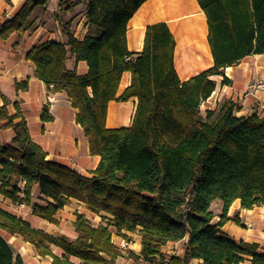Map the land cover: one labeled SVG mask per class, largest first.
<instances>
[{"label":"trees","instance_id":"obj_1","mask_svg":"<svg viewBox=\"0 0 264 264\" xmlns=\"http://www.w3.org/2000/svg\"><path fill=\"white\" fill-rule=\"evenodd\" d=\"M145 1L87 0L89 28L82 39L60 17L66 40H48L28 50L36 76L54 92L67 93L90 153L99 155L100 162L86 176L47 159L18 104L10 114L4 96L0 117L14 137L0 146V191L50 222L73 199L102 219L94 224L77 213V236L70 238L34 227L0 206V264H25L4 232L30 242L53 264H112L122 254L112 234L127 236L124 231L141 236V254L129 252L135 264H153L158 257L164 261L162 247L186 236L183 255L170 256L171 264H192L193 259H201L200 264H264L256 243L234 241L220 230L236 199L243 208L264 203V115H237L240 107L231 101L217 112L202 108L216 88L212 75L223 74L247 55L264 53V0H199L214 65L186 80L177 74L176 41L166 22L147 26L143 49L135 57L128 50V22ZM48 2L25 0L0 24V38L33 29L35 9ZM76 3L58 0V7L63 13ZM70 57L86 61L88 72L68 68ZM124 71L132 72V81L117 95ZM229 81L224 76L223 83ZM27 87L28 80L16 83L17 89ZM131 96L138 98L132 123L108 127L109 102ZM41 118L52 119L47 106ZM35 186L40 200L33 199ZM215 199L224 204L217 222L211 210Z\"/></svg>","mask_w":264,"mask_h":264},{"label":"crops","instance_id":"obj_2","mask_svg":"<svg viewBox=\"0 0 264 264\" xmlns=\"http://www.w3.org/2000/svg\"><path fill=\"white\" fill-rule=\"evenodd\" d=\"M25 0H0V24L14 15ZM76 1V0H72ZM79 1V0H77ZM86 3L87 0H81ZM86 5V4H85ZM78 6V7H79ZM67 18L75 37L82 39L89 28L86 8L61 13L58 0H49L44 7H37L33 14L34 27L22 36L15 33L8 38H0V107L6 104L10 114L17 110L22 112L27 121L30 134L47 153V159L63 163L82 175L91 176L100 162L99 155L89 150V141L83 127L76 121L77 110L72 106L66 92H54L50 86L36 76L35 64L26 58L29 49L48 40L64 42L59 18ZM164 21L175 37L174 63L181 80L209 69L214 65V58L208 42L207 17L199 0H146L131 17L127 27V47L135 57L143 49L147 26ZM68 68H76L79 74L88 72L86 61H76L70 57ZM224 76L230 81L223 83ZM211 78L216 88L203 104L204 109L219 111L226 101L236 103L240 108L237 115L251 114L257 111L264 115V92L261 89L250 90L249 85L255 80H264V53H253L239 62L224 68L223 74H214ZM28 80L26 89H17L16 83ZM132 72L124 71L117 95L131 84ZM51 98V99H50ZM137 96L128 100H111L108 105L106 124L108 127L129 126L136 110ZM44 106L49 108L52 119L44 121L41 114ZM5 120L0 117V146L10 143L14 137L12 128L4 127ZM22 185V182L21 184ZM33 199L40 200L39 189H33ZM0 206L21 215L34 227L50 234H65L70 238L77 236L75 221L77 213L85 214L94 224L99 222V215L91 212L84 203L73 199L56 213V222H50L33 214L29 205L15 204L0 191ZM214 221L224 214V204L215 199L211 204ZM226 221L220 230L226 237L237 242L256 243L258 251L264 252V203L253 208H243L240 199H236L226 211ZM238 219L239 222L236 221ZM131 240L128 252L119 255L112 264H135L130 251L140 255L142 249L140 234L124 231ZM5 238L13 246L25 264H53L51 256L39 255L33 244L20 236L4 232ZM122 236L113 232L112 240L118 244ZM183 240L169 241L161 249L165 257L182 256ZM60 253V249H56ZM77 260V258H74ZM192 263L200 264L201 259H193Z\"/></svg>","mask_w":264,"mask_h":264},{"label":"built area","instance_id":"obj_3","mask_svg":"<svg viewBox=\"0 0 264 264\" xmlns=\"http://www.w3.org/2000/svg\"><path fill=\"white\" fill-rule=\"evenodd\" d=\"M249 88H250L251 92L255 91L257 89H261L264 92V80L263 79H259V80L253 81L252 83H250ZM205 101L202 103V107H203V104L205 103ZM255 112H257V111H255ZM15 204L20 205V206L24 205V203H15ZM99 217H100V219H99V222H100L102 218H101L100 215H99ZM134 233L138 234V231H136ZM130 242H131V240L127 236H122L120 238L117 246L120 248L121 253L128 252L127 250H129ZM153 264H171V262L169 260V257L164 259V261L160 260L159 257H158V259ZM192 264H195V263H192Z\"/></svg>","mask_w":264,"mask_h":264},{"label":"rangeland","instance_id":"obj_4","mask_svg":"<svg viewBox=\"0 0 264 264\" xmlns=\"http://www.w3.org/2000/svg\"><path fill=\"white\" fill-rule=\"evenodd\" d=\"M76 2H77V3L74 5V7L76 6L77 9H80V8L83 9V8L85 7V3H82V4L79 6V3L82 2L81 0H79V1L76 0ZM78 6H79V7H78ZM64 20H67V18H64ZM203 109H204V108H203Z\"/></svg>","mask_w":264,"mask_h":264}]
</instances>
